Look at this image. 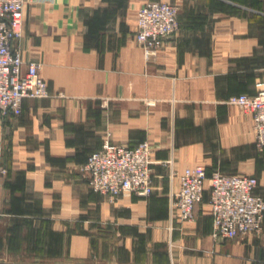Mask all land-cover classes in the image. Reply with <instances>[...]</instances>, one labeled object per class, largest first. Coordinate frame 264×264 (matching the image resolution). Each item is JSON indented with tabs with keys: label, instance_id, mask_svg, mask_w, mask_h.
Masks as SVG:
<instances>
[{
	"label": "crops",
	"instance_id": "1",
	"mask_svg": "<svg viewBox=\"0 0 264 264\" xmlns=\"http://www.w3.org/2000/svg\"><path fill=\"white\" fill-rule=\"evenodd\" d=\"M148 1L27 0L13 46L42 62L50 96L25 98L20 115L0 113V259L264 264V229L212 236L209 190L193 219L170 209L180 173L197 164L208 175H255L264 195L253 114L229 102L255 93L264 71V0H162L179 6L180 28L151 59L136 39ZM107 139L152 142L150 196L91 188L80 167Z\"/></svg>",
	"mask_w": 264,
	"mask_h": 264
},
{
	"label": "built area",
	"instance_id": "2",
	"mask_svg": "<svg viewBox=\"0 0 264 264\" xmlns=\"http://www.w3.org/2000/svg\"><path fill=\"white\" fill-rule=\"evenodd\" d=\"M27 0H0V113L20 115L27 97L50 96L48 82L42 75V62H26L21 50L13 46L24 32ZM180 28L177 4L150 0L138 10L136 39L148 59ZM229 102L253 114L256 145L264 149V71L256 83V92L240 93ZM155 147L149 139L127 146L105 140L80 169L88 176L91 188L117 199L124 192L150 196L154 190ZM167 164L173 165V160ZM172 168V176L176 171ZM0 165V181L6 173ZM257 176L226 173L219 169L208 175L203 164L186 167L180 173V188L171 193L170 209L181 220L194 218L195 206L209 190L215 239L243 237L264 229V195L258 193Z\"/></svg>",
	"mask_w": 264,
	"mask_h": 264
},
{
	"label": "rangeland",
	"instance_id": "3",
	"mask_svg": "<svg viewBox=\"0 0 264 264\" xmlns=\"http://www.w3.org/2000/svg\"><path fill=\"white\" fill-rule=\"evenodd\" d=\"M0 262H11V263H15V260H5V259H0ZM20 262H23V260H21Z\"/></svg>",
	"mask_w": 264,
	"mask_h": 264
},
{
	"label": "water",
	"instance_id": "4",
	"mask_svg": "<svg viewBox=\"0 0 264 264\" xmlns=\"http://www.w3.org/2000/svg\"><path fill=\"white\" fill-rule=\"evenodd\" d=\"M0 264H22V263L0 262Z\"/></svg>",
	"mask_w": 264,
	"mask_h": 264
}]
</instances>
